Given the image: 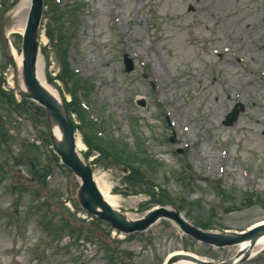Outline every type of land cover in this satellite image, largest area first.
<instances>
[{
  "label": "rangeland",
  "instance_id": "374dc122",
  "mask_svg": "<svg viewBox=\"0 0 264 264\" xmlns=\"http://www.w3.org/2000/svg\"><path fill=\"white\" fill-rule=\"evenodd\" d=\"M5 1L10 7L0 9V30L19 51L15 13L28 0L0 3ZM63 2H78L77 10L61 16L70 38V71L84 82L76 99L85 104L84 129L92 119L100 138L110 142L82 151L91 152L87 162L120 198L121 209L140 217L178 201L185 217L213 231L244 230L264 220V107L252 104L264 101V92L243 87L264 83V0ZM57 24L45 18L38 31V66L42 63L46 79L70 98L76 85L61 74L57 41L48 39L59 36ZM6 51L0 44V264H164L174 251L214 261L236 254L238 246L216 249L194 242L170 220L120 237L76 212L71 201L79 183L50 147L44 109L17 105L20 97L6 91L17 75ZM156 74L167 83L166 93L156 85ZM198 77L211 84L210 95H220L203 109ZM239 103L244 110L225 125ZM204 113L212 117L210 126L191 125L193 114ZM183 124L190 125V136L202 141L203 149L224 160L206 157L212 165L203 166L191 152L193 144L179 137ZM112 143L128 154L112 153ZM194 147L202 151L199 144ZM240 264H264V249Z\"/></svg>",
  "mask_w": 264,
  "mask_h": 264
},
{
  "label": "water",
  "instance_id": "95a60500",
  "mask_svg": "<svg viewBox=\"0 0 264 264\" xmlns=\"http://www.w3.org/2000/svg\"><path fill=\"white\" fill-rule=\"evenodd\" d=\"M41 8L42 0H32V8L30 10L23 42V76L29 90L28 96L42 104L48 110L49 114L57 121L61 129L63 145L61 147H54V149L57 154L61 156L62 161L80 178L82 186L80 188L79 196L83 207L89 212L97 214L101 219L111 223L114 228L126 233H133L136 231L142 232L148 229L156 220L161 217H166L173 219L179 224L184 232L195 239H201L206 243H212L217 246L236 244L242 237H247L248 235H252L255 240L257 236L261 234L260 231L264 228V226L254 229L247 234H213L199 230L184 220L182 216L178 215V213L168 211L165 208L157 209L156 211L150 213L147 218L132 223H127L113 212L96 187L91 168L79 157L76 152V139L72 122L66 113L63 114L60 111L56 102L53 100L46 88L39 84L36 65L37 42L35 41L34 36L38 27ZM238 114L239 109L235 108L233 112L227 116L224 123L227 125L232 124L237 119ZM178 257L191 258L197 262H201L200 260L192 258L188 255H177L172 259L174 260ZM208 264H233V260L223 263L211 262Z\"/></svg>",
  "mask_w": 264,
  "mask_h": 264
},
{
  "label": "bare ground",
  "instance_id": "6f19581e",
  "mask_svg": "<svg viewBox=\"0 0 264 264\" xmlns=\"http://www.w3.org/2000/svg\"><path fill=\"white\" fill-rule=\"evenodd\" d=\"M26 2V0H25ZM23 6V7H22ZM21 7H19L18 10H16L15 16L17 17V25H16V30L20 33H22L24 31L25 28V23H26V15L30 6V2L28 0V2L25 4H23ZM240 23H242V20H239ZM254 30H251L250 33H254ZM248 31V30H246ZM43 40H47V38L45 37V35H43ZM251 49V47H249V50ZM253 49V48H252ZM13 58L15 61V66L17 67L18 73H19V80L17 82V90L19 93L23 94L27 92V85L24 82L23 79V74H22V55L17 53L16 50H14L13 53ZM41 62V60H40ZM230 63V62H229ZM232 64V62H231ZM43 64L41 63V66L39 67V72L37 71V78L39 80V84L44 86L46 88V90L50 93V95L52 96L53 100L56 102L58 108L60 109L61 112H64V105H63V101L62 98L58 92V90L53 87L51 84H49V82L46 80L45 78V74L43 72ZM156 68V67H155ZM160 70V74L163 71V69H159ZM157 69H154L152 71V73H157ZM154 78L156 79V85H158V87L160 88L161 91H164L165 93L167 92V83L163 82V79L161 78L160 75L156 74L154 76ZM264 82V80H263ZM13 84V82H12ZM246 84H243V87L245 89H249V92H254V93H262L264 92V83H263V87L261 86H257V85H250V86H246ZM164 86V87H163ZM210 86L211 84H206L204 83V81H202V79L200 77L197 78V85H196V91L200 94H202L203 96V103L201 105V109L204 108L205 106V102L208 100L211 101H216L220 98V95H218L216 97V95H210L209 91H210ZM226 87V85H224ZM253 88V90H252ZM247 92H245V95H247ZM228 94L230 93L227 92ZM236 96H240L241 92L237 91L236 92ZM219 102V101H218ZM253 105L257 106V107H264V101H253L252 103ZM189 109H190V105H189ZM190 111V110H189ZM211 119L212 117L209 114H205L203 117H199V115L197 114H193V118L191 120V125L196 124L197 122H199V124L197 125L198 127H202V126H206L209 125L211 123ZM202 120V123H201ZM50 121L51 124L53 126V132H54V137H53V144L56 147H61L63 145V139H62V132L61 129L57 123V121L50 115ZM179 131H180V138L183 139L185 142L189 143V144H193V148L191 150V152H195V154H198V157L201 161V163L203 162V166L209 168L212 164L208 163L205 159L206 157L211 159V162H213L214 160L219 161L221 160V162L224 160L223 157H221L220 159H218L216 153H211L209 151H207V148L203 149L202 148V144L199 141V139H193L189 132H190V125L187 124H183V126L179 125L178 126ZM241 129L243 130H248V127L246 126H241ZM200 145L202 151L199 152L197 149L195 151V145ZM86 149V145L83 142V140L78 137L76 140V151L77 153L81 152L82 150ZM204 150V153H203ZM80 156V154H79ZM81 157V156H80ZM94 181L97 184V187L99 189V192L101 193L103 199L105 200L106 203H108V205L111 207V209L113 210V212L118 215L119 217H121L122 219H124L127 223H132L135 221V217L128 214L126 211L121 209V202H120V198L116 195H114L111 191V187L106 183L105 179L100 176H98L96 173L94 174ZM264 224V220H260L257 221L255 223H253L252 225H250L249 229H253L256 226H260ZM260 231V230H259ZM246 232V231H242ZM261 234L260 236L258 235L257 238L254 240L252 235H248L247 237H242L240 240V243L238 244V249H237V253L235 255L236 259L242 258L243 256L246 255V252L249 251L250 254L252 256L258 254L262 249H264V228L261 229ZM254 240V245H251V243H253ZM182 253V251H176L174 253H172V255H176ZM192 254V253H190ZM194 255V254H192ZM194 256H199L197 254H195ZM200 257V256H199ZM203 260H210L207 257H200ZM169 264H196L195 262H192V260L187 259V258H178V259H174L172 261L169 262Z\"/></svg>",
  "mask_w": 264,
  "mask_h": 264
},
{
  "label": "trees",
  "instance_id": "16d2710c",
  "mask_svg": "<svg viewBox=\"0 0 264 264\" xmlns=\"http://www.w3.org/2000/svg\"><path fill=\"white\" fill-rule=\"evenodd\" d=\"M75 98V97H74ZM73 107V103L72 104H68V108L70 109V111H76V112H78V110L76 109V108H72ZM85 139H86V141H87V143L89 144V145H91L92 147H94V145L92 144V142L90 141V139H88L86 136H85ZM102 142H100V144H101ZM96 145V144H95ZM97 147V146H96ZM103 152V151H102ZM109 153V152H108ZM109 154H111V153H109ZM115 154H118V152H115Z\"/></svg>",
  "mask_w": 264,
  "mask_h": 264
}]
</instances>
